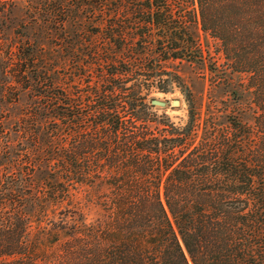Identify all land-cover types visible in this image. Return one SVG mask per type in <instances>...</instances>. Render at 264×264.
Here are the masks:
<instances>
[{"label":"trees","instance_id":"16d2710c","mask_svg":"<svg viewBox=\"0 0 264 264\" xmlns=\"http://www.w3.org/2000/svg\"><path fill=\"white\" fill-rule=\"evenodd\" d=\"M25 6L16 20L0 6L5 30L24 34L5 53L11 81L36 91L7 184L35 193L0 190V264H264V0ZM30 32L104 35L93 60L110 73L84 93L57 89V55ZM199 35L217 42L220 59ZM175 60L205 72L206 103L177 72L159 70ZM175 88L183 123L150 104L154 90ZM37 206L44 225L28 236ZM90 207L98 215L87 221Z\"/></svg>","mask_w":264,"mask_h":264},{"label":"rangeland","instance_id":"374dc122","mask_svg":"<svg viewBox=\"0 0 264 264\" xmlns=\"http://www.w3.org/2000/svg\"><path fill=\"white\" fill-rule=\"evenodd\" d=\"M52 2H54V0H0V6H3L5 13H9L10 17L16 20L22 17L18 14L15 15V9L17 7L26 5L25 7H30L31 12L34 11V7H39L41 5L46 6ZM70 3L74 4L75 1H71ZM30 12L23 16L24 19L31 16ZM86 17L87 14L85 13L81 16L82 20ZM1 21L2 20H0V130H3V134L0 133V190L5 195L13 193V195L29 198L32 193H35L34 190L32 191L27 187L22 193L17 194L16 191H10L12 187L10 188V185L8 186L7 183L13 180L17 175V167L14 164L17 155L21 157V155L24 154V151H21L22 147H20L19 144L17 145L18 138L16 127L18 125V120L22 117L25 109L30 108L32 103L31 95H34L36 91L30 88L19 91V86H16L11 81L13 79V73L9 68L11 67L10 63H12V61L7 60L8 56L5 53L11 50L14 51V46L17 47L15 42H18L24 34H20L18 27H16L18 29H15L14 32L6 31L5 25H3ZM25 35L27 34L25 33ZM28 35L30 41L34 40L35 37H48L49 41L47 40L37 44L44 49V51L57 55L54 63L56 70L55 73L50 76L57 89L65 91L68 94H75V92L82 89L84 93L92 84L99 83V79L96 77L98 74L102 73L108 76V73H110L111 67L104 62L105 60L101 59L100 62L93 60V57H95L93 53L101 49L102 44L100 43H104V35H56L54 32H52L51 35H35L34 32H30ZM199 38L203 49L209 51L215 59H220L221 52L219 51L217 42L208 35H199ZM98 44H100L99 48H96ZM102 52L101 50L99 53L101 56L99 58L104 57ZM220 62L221 60L218 63ZM159 70L163 71V73L177 72L189 86L198 103L202 101L204 104L208 101V82L200 78L205 75V72L200 68L190 65L185 61L180 62L175 60L162 63ZM120 82L121 81L114 85L118 86ZM125 85H128V82H126ZM154 91L152 99L165 101L167 104L165 107L154 106L152 111L156 112L158 116L165 114L177 123L185 122L187 117V104L180 91L177 88L167 93H161L157 90ZM173 100L179 101V105L172 106L171 102ZM10 143L11 145L9 149H7L6 147ZM28 214L35 217L32 219L33 222L30 224L28 230V236H31L34 232L43 227L45 218L41 212L40 206L34 207L33 212L31 211ZM86 214L87 221H91L96 219L98 210L90 207L86 210Z\"/></svg>","mask_w":264,"mask_h":264},{"label":"water","instance_id":"95a60500","mask_svg":"<svg viewBox=\"0 0 264 264\" xmlns=\"http://www.w3.org/2000/svg\"><path fill=\"white\" fill-rule=\"evenodd\" d=\"M150 104L153 105V106H155V107H165L167 103L165 101H161V100H157V99H152L150 101ZM171 105L172 106H178L179 105V101L173 100L171 102Z\"/></svg>","mask_w":264,"mask_h":264}]
</instances>
